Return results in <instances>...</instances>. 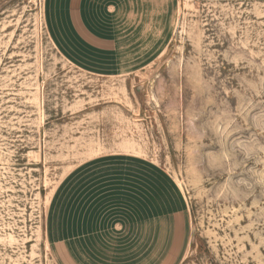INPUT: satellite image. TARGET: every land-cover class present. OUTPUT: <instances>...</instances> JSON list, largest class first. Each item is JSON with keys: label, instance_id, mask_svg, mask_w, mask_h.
<instances>
[{"label": "rangeland", "instance_id": "rangeland-1", "mask_svg": "<svg viewBox=\"0 0 264 264\" xmlns=\"http://www.w3.org/2000/svg\"><path fill=\"white\" fill-rule=\"evenodd\" d=\"M169 9L86 67L44 0H0V264H86L51 233L122 157L164 171L188 220L183 243L142 245L131 264H264V0Z\"/></svg>", "mask_w": 264, "mask_h": 264}, {"label": "crops", "instance_id": "crops-1", "mask_svg": "<svg viewBox=\"0 0 264 264\" xmlns=\"http://www.w3.org/2000/svg\"><path fill=\"white\" fill-rule=\"evenodd\" d=\"M171 4L172 0H44L54 41L86 67L102 63H81L80 57L98 61L108 57L102 53L120 51L121 35L126 40L142 26L154 28L151 20L157 14L162 19L163 11L166 19ZM117 17L126 23L117 24ZM122 62L117 59L113 65L124 66ZM132 161L122 157L126 166L107 168L90 186L71 193L68 224L62 226L67 229L56 237L51 233L54 243L83 248L86 264H131L140 259L142 245L150 251L151 245L179 242L176 231L187 228L188 222L184 196L164 171L146 163H135V168ZM140 165L152 167L150 173L142 174Z\"/></svg>", "mask_w": 264, "mask_h": 264}]
</instances>
